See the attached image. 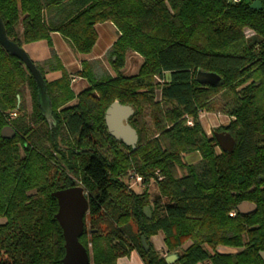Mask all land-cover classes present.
<instances>
[{
	"label": "trees",
	"instance_id": "trees-1",
	"mask_svg": "<svg viewBox=\"0 0 264 264\" xmlns=\"http://www.w3.org/2000/svg\"><path fill=\"white\" fill-rule=\"evenodd\" d=\"M0 16L19 46H49L42 62L31 58L44 78V106L32 72L0 43V264H63L53 192L74 185L89 200L80 241L90 264H115L134 250L145 264H264V0H0ZM105 22L118 31L106 53L116 74L98 73L87 59L69 72L51 34L88 55ZM130 53L143 60L127 75ZM199 70L221 82L199 83ZM74 76L88 81L78 92ZM219 94L230 122L209 134L201 114ZM115 100L134 108L136 148L109 133L105 113ZM6 127L16 134L3 137ZM215 131L234 137L233 151L219 149ZM195 152L200 160L187 162ZM130 177L141 178L142 191ZM242 202L255 211L240 212ZM157 234L167 253L179 252L176 261L156 249Z\"/></svg>",
	"mask_w": 264,
	"mask_h": 264
},
{
	"label": "water",
	"instance_id": "water-1",
	"mask_svg": "<svg viewBox=\"0 0 264 264\" xmlns=\"http://www.w3.org/2000/svg\"><path fill=\"white\" fill-rule=\"evenodd\" d=\"M251 7L260 9L261 2L255 1L251 4ZM0 43L9 53L19 57L32 72L41 90V100L44 106H46L48 100L46 97L44 78L26 49L8 38L1 16ZM196 79L203 85L215 86L221 82V77L218 74L202 70L197 72ZM133 114L134 108L131 105H125L115 100L107 108L105 120L109 133L112 136L122 141L125 145L136 148L139 135L137 130L129 123V118ZM15 134L16 132L12 127H6L2 131L3 137H13ZM214 135L222 150L233 151L236 141L229 132L215 131ZM53 195L58 199L59 209L56 213V218L63 229L65 238L66 252L62 260L63 264H90L89 252L80 241V236L85 229V217L89 212V200L85 188L82 185H74L72 187L59 189L53 192ZM248 205V203H242L239 209H243ZM250 205L255 208L254 204ZM145 213L151 216L149 207L145 208ZM142 243L145 250H149V245L145 236H142ZM219 250L232 251L231 248L225 247H219ZM260 256L264 260V249L260 251ZM178 257L179 252L175 251L168 253L165 258L168 263H172L175 259H178Z\"/></svg>",
	"mask_w": 264,
	"mask_h": 264
},
{
	"label": "crops",
	"instance_id": "crops-1",
	"mask_svg": "<svg viewBox=\"0 0 264 264\" xmlns=\"http://www.w3.org/2000/svg\"><path fill=\"white\" fill-rule=\"evenodd\" d=\"M100 26V27H99ZM100 28V29H99ZM97 31H98V39L97 42L92 50V52L88 55H78L75 52L71 50V47L67 43V41L63 38V36L59 32H53L51 34L52 41L54 45V49L56 50L57 54L59 55L60 59L62 60L64 66L67 68V70L71 73H75L81 69V60L87 59L90 61L98 62L102 61L103 58L106 57V53L109 50V48L112 46L114 41L118 38V31L115 28V26L109 22L101 23L97 25ZM252 31V30H250ZM253 32V31H252ZM42 42H45L47 46V54L43 57H39L38 61L42 62L47 56L49 55V46L46 41H38L31 44H27L30 46H35L36 44H43ZM60 45L62 48H58L57 45ZM25 45V46H27ZM98 48V51L95 53V50ZM133 54V53H132ZM135 55V54H134ZM129 56V55H128ZM138 60L141 64L143 58L140 56H136L135 58ZM167 78H170V74L167 73ZM88 81L84 78H81L79 76H74L73 80V86L76 87V92L80 91L82 88L87 86ZM225 124H228L230 122V117L225 115ZM201 120L205 127V121L203 119V116L201 115ZM211 121H216V117H210ZM223 120V119H221ZM216 124V123H215ZM190 158V157H189ZM201 158L200 154L195 152L194 155L187 160L189 163H195L199 161ZM152 241L158 251L161 252L163 256H167L168 253L166 251V247L163 241V235L157 234L152 237ZM92 264V262H91ZM115 264H145L143 258L139 255L137 251H132L130 255L120 257Z\"/></svg>",
	"mask_w": 264,
	"mask_h": 264
},
{
	"label": "rangeland",
	"instance_id": "rangeland-1",
	"mask_svg": "<svg viewBox=\"0 0 264 264\" xmlns=\"http://www.w3.org/2000/svg\"><path fill=\"white\" fill-rule=\"evenodd\" d=\"M100 27V26H99ZM100 29V28H99ZM245 33L247 36H250L253 34L252 31H250V29H246L245 30ZM64 38V37H63ZM65 39V38H64ZM67 41V40H66ZM43 44H36L35 46H30V45H27L25 46V49L26 51L28 52L29 56L36 62H40L38 61L39 57H43L45 56L47 53V46L45 44V42H42ZM68 43V42H67ZM69 44V43H68ZM58 48H62L59 44L57 45ZM70 46V44H69ZM71 47V46H70ZM71 50L73 51V53L75 52L72 48ZM98 51V48L95 50V53ZM77 53V52H76ZM137 55H134L132 53L129 54V56L127 57V60H126V63H125V66L124 68L122 69V72L124 74H127V75H131V74H135L137 71H138V68L140 66V62L138 60H136ZM96 71L100 74H111V75H115L116 72L114 71V69L112 68V66L110 65V62L108 60L107 57L103 58L102 61H99L96 62ZM48 77L49 78H53L54 75L53 74H49L48 73ZM74 89H77L76 87H74ZM223 101V97L221 94H219L215 99H214V102H215V106H214V109L210 112H202V116H203V119L206 120L205 121V129L206 131L211 134L214 129H216L217 127L221 126V125H226V121H225V114H223L222 112V102ZM26 104H27V112H31V100H30V96H29V93L27 92L26 94ZM45 112L48 116V118H50V111H49V107L45 109ZM216 117L217 120L216 121H211L210 120V117ZM228 116V115H227ZM229 117V116H228ZM223 119V120H221ZM50 120V119H49ZM216 123V124H215ZM219 150V149H218ZM194 155V153H190V154H186L185 155V160H189L192 156ZM190 157V158H189ZM129 180V184L137 191H142L143 190V187L141 186L140 182L141 180H138V178H128ZM149 188V192L151 194V198L154 199L156 196L159 195V191H158V188H157V185L154 181L151 182V184L148 186ZM163 201H167L165 198L163 199ZM150 212H151V209H150ZM191 242L188 241L187 243H185L183 245V247L181 249H184L186 248L187 246H189ZM231 250H234V249H231ZM177 259H175L174 261H176ZM173 261V262H174ZM202 264H207V263H202Z\"/></svg>",
	"mask_w": 264,
	"mask_h": 264
},
{
	"label": "flooded vegetation",
	"instance_id": "flooded-vegetation-1",
	"mask_svg": "<svg viewBox=\"0 0 264 264\" xmlns=\"http://www.w3.org/2000/svg\"><path fill=\"white\" fill-rule=\"evenodd\" d=\"M219 149H222L220 146H219ZM198 162V161H197ZM197 162H195V163H197ZM242 203H248L249 205L247 206V207H244L243 209H239V207H240V205L242 204ZM241 204H239V206H238V209L240 210V212H242V213H251V212H253V211H255V209H256V205L254 204V203H252V202H242ZM250 204H254V206H255V208L254 207H252ZM242 210H244V211H242ZM226 248V247H225ZM221 251V250H220ZM232 251H235V250H232Z\"/></svg>",
	"mask_w": 264,
	"mask_h": 264
},
{
	"label": "built area",
	"instance_id": "built-area-1",
	"mask_svg": "<svg viewBox=\"0 0 264 264\" xmlns=\"http://www.w3.org/2000/svg\"><path fill=\"white\" fill-rule=\"evenodd\" d=\"M233 1H235V2H236V1H239V0H233ZM13 116H16V113H12V117H13ZM188 123H189V124H192V122H191V121H188ZM137 178H138V180H141V178H140V177H137ZM232 214H234V213H232Z\"/></svg>",
	"mask_w": 264,
	"mask_h": 264
}]
</instances>
